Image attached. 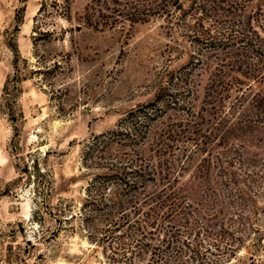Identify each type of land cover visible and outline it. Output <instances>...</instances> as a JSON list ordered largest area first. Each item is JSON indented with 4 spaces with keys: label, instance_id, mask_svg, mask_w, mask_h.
Returning a JSON list of instances; mask_svg holds the SVG:
<instances>
[{
    "label": "rangeland",
    "instance_id": "374dc122",
    "mask_svg": "<svg viewBox=\"0 0 264 264\" xmlns=\"http://www.w3.org/2000/svg\"><path fill=\"white\" fill-rule=\"evenodd\" d=\"M52 2L0 0V264H123L65 219L94 177L113 174L107 167L119 152L133 154L107 139L110 149L94 148V138L151 103L165 109L153 129L177 132L165 139L166 158L182 161L189 151L181 147L202 139L194 121L205 129L221 105L228 121L203 131L206 150L171 178L193 203V220L216 214V227L248 234L226 264H264V245L250 247L264 240V106L253 100L264 95V0H70L66 13ZM219 81L229 85L217 88V101L208 87ZM237 81L253 90L241 105ZM243 113L262 123L234 130ZM224 156L234 166L222 172Z\"/></svg>",
    "mask_w": 264,
    "mask_h": 264
},
{
    "label": "trees",
    "instance_id": "16d2710c",
    "mask_svg": "<svg viewBox=\"0 0 264 264\" xmlns=\"http://www.w3.org/2000/svg\"><path fill=\"white\" fill-rule=\"evenodd\" d=\"M59 1L53 0L52 3L60 6V9L66 13L69 10L70 0H63L67 3L63 6L58 4ZM46 7L47 4L44 2L41 11ZM41 35H45L44 32H41ZM252 71L253 73L250 74L254 75V80H257L259 77L256 74L257 68ZM243 84V82L237 81L236 87L241 86L234 91H241ZM228 85V82L222 81L209 83L208 88L212 90V94L209 95H213L214 100H217L220 94L217 88L220 86L222 90H227L228 87L224 88V86ZM248 88H250L249 92L253 91L251 84H248L242 90V94H240L242 96L235 97L236 102H239L238 105L243 104L242 101L248 96L249 93L246 92ZM229 89H232V86ZM161 98L162 95L158 99ZM253 100L263 108V94L257 95ZM233 105L235 103L229 106L230 109L236 108ZM244 107L246 106L242 105V108ZM213 109L215 110L212 112L214 119L220 118L217 121L206 122L208 127L212 128L202 129L203 122L194 121L195 124L192 126L200 128L193 130L192 133L200 134L202 139H194L195 143L181 147L184 152L189 151V154H186L188 161L193 159L194 154L206 150L205 147L203 148L205 143L210 144V136L204 134L203 131H208V134L212 133L211 130L216 129L214 125H225L228 121L227 118L219 114V112L222 113L221 105H217ZM162 112H165V109L159 104L145 105L128 114L124 120V123L129 122L126 126H120L118 130L109 135L104 134L94 138L95 142L92 143L94 148L103 145L101 148L105 151L111 148L113 143L110 142H116L118 148H129L133 154L126 150L119 152L115 162L107 167L113 174H99L94 177L89 183L90 188L87 190L79 210L67 215L65 220L67 222L78 221L88 238L95 241L96 245L102 246L105 256L113 263L226 264L236 256L238 245L244 242V238L248 237V234L235 226L226 224H219L216 227L217 224L213 223L215 219L213 216L216 214H209L206 218L198 217L200 220L198 218L193 220V214L196 213L193 203L183 197L182 189L177 186L178 177L171 178L174 169H185L180 163L187 160L182 161L173 154L172 159H167L166 155H171V153L167 154L163 150L164 145H169L165 139L173 140L174 133L177 135V132L171 128H163L160 132L158 129H153L154 121L164 115ZM238 114H241V111ZM259 117V114H255V119H250L243 113L237 120V116L234 130L246 132V129L250 128L248 131L252 132L255 130L256 124L262 123V120L258 119ZM180 128H183V124H180ZM226 133H221V137ZM151 134L154 138L148 143L151 147L148 149L145 141L151 137ZM155 136L161 138L155 143L156 149L153 148ZM205 138L209 141L204 142ZM106 139L110 142L105 143ZM149 150L156 154L154 160L152 157H147ZM230 159L233 158L224 156V159L218 162V167L222 169V172L228 169V165L234 166ZM203 160V167H208L210 160L207 161L209 164L206 159ZM262 166L264 164H261L260 167ZM246 169H248L245 171L248 172L247 174H254L253 170L247 167ZM263 170L264 167L261 171ZM108 184L112 185L106 187ZM241 191L244 193V187H241ZM259 231L260 227L254 228L255 233L259 234ZM263 245L264 240L262 239L260 242V238H258L255 244H251L250 247L258 250Z\"/></svg>",
    "mask_w": 264,
    "mask_h": 264
}]
</instances>
